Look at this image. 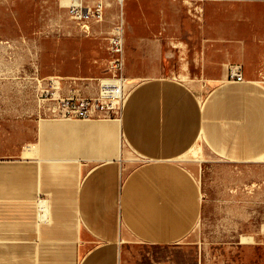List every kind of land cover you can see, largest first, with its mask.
<instances>
[{
  "label": "rangeland",
  "instance_id": "obj_1",
  "mask_svg": "<svg viewBox=\"0 0 264 264\" xmlns=\"http://www.w3.org/2000/svg\"><path fill=\"white\" fill-rule=\"evenodd\" d=\"M108 2L104 19L86 32L71 19L69 0H0V237H12L30 215L13 207L19 197L15 203L11 181L14 168L27 170L36 156L45 122L122 118V110L93 118H64L55 110L59 98L97 91L108 37L123 10L125 69L136 82L127 93L149 77L187 83L213 127L202 132L194 156L178 160L201 187L196 226L165 245L126 235L117 264H264V0H128L124 9ZM231 63L253 72L244 82L228 81ZM221 70L222 80H206ZM128 156V168L141 163L134 150ZM73 259L82 264V257Z\"/></svg>",
  "mask_w": 264,
  "mask_h": 264
},
{
  "label": "crops",
  "instance_id": "obj_2",
  "mask_svg": "<svg viewBox=\"0 0 264 264\" xmlns=\"http://www.w3.org/2000/svg\"><path fill=\"white\" fill-rule=\"evenodd\" d=\"M229 67L228 81L240 82L228 77ZM222 76V70L212 72L206 80ZM135 83L128 77V87ZM212 127L192 86L159 76L131 90L120 120L45 122L29 168L13 170L15 203L19 197L13 207L29 208L30 215L12 237H0V264H38V258L40 264H74L76 257L82 264H117L126 235L150 245L182 239L198 222L202 193L194 172L178 160L194 156L202 132ZM128 148L141 156L132 169Z\"/></svg>",
  "mask_w": 264,
  "mask_h": 264
},
{
  "label": "built area",
  "instance_id": "obj_3",
  "mask_svg": "<svg viewBox=\"0 0 264 264\" xmlns=\"http://www.w3.org/2000/svg\"><path fill=\"white\" fill-rule=\"evenodd\" d=\"M68 6L71 19L84 26L104 19L107 2L123 5L128 0H80ZM205 1V0H191ZM122 24H116L108 37L109 58L104 76L99 78L98 89L94 95H69L59 98L56 114L64 118L116 117L120 114L127 96L128 76L125 69ZM228 77L236 81H244L243 66L232 64Z\"/></svg>",
  "mask_w": 264,
  "mask_h": 264
},
{
  "label": "bare ground",
  "instance_id": "obj_4",
  "mask_svg": "<svg viewBox=\"0 0 264 264\" xmlns=\"http://www.w3.org/2000/svg\"><path fill=\"white\" fill-rule=\"evenodd\" d=\"M76 2L80 3L81 1H80V0H69V6H70L72 3H76ZM108 3H109V2H108ZM108 3H107V6H108ZM119 17H120V23H121V24L124 23L123 15L120 14ZM83 28H84V30H85L86 32H90L91 24L84 25ZM123 35H124V32H123Z\"/></svg>",
  "mask_w": 264,
  "mask_h": 264
}]
</instances>
